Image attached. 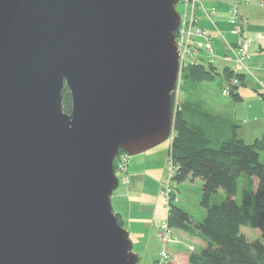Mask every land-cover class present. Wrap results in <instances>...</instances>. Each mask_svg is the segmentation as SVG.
Wrapping results in <instances>:
<instances>
[{
	"label": "water",
	"instance_id": "obj_1",
	"mask_svg": "<svg viewBox=\"0 0 264 264\" xmlns=\"http://www.w3.org/2000/svg\"><path fill=\"white\" fill-rule=\"evenodd\" d=\"M179 2L0 0V264H139L114 162L171 136Z\"/></svg>",
	"mask_w": 264,
	"mask_h": 264
},
{
	"label": "trees",
	"instance_id": "obj_2",
	"mask_svg": "<svg viewBox=\"0 0 264 264\" xmlns=\"http://www.w3.org/2000/svg\"><path fill=\"white\" fill-rule=\"evenodd\" d=\"M261 1L264 6V0ZM216 70L212 63L199 62L183 67L182 76L186 84L196 86L214 80ZM222 76L228 83L234 77L239 79L240 84L230 89V95L240 102L238 91L245 85L244 76L229 67ZM62 97L63 110L70 114L72 97L67 86ZM173 122L176 132L170 151L176 167L173 181L180 184L188 179H201V205L206 210L203 220L195 223L175 203L174 195L170 201V225L174 229L195 230L206 242L200 254L189 257L188 264H264V135L251 144L246 143L238 137L240 125L235 121L228 127L226 137L221 136L223 132L205 113L188 108L176 111ZM241 179L243 188L238 202ZM220 190L226 198L213 204L212 199ZM243 226L259 229L261 239L250 242L241 231Z\"/></svg>",
	"mask_w": 264,
	"mask_h": 264
},
{
	"label": "crops",
	"instance_id": "obj_3",
	"mask_svg": "<svg viewBox=\"0 0 264 264\" xmlns=\"http://www.w3.org/2000/svg\"><path fill=\"white\" fill-rule=\"evenodd\" d=\"M202 2L206 8L217 10L213 20H209L204 12L199 10L198 20L199 26L206 30L213 40L216 60L223 63L227 48L219 33H222L229 43L233 45L239 43V38L231 35V25L228 21V11L235 0H202ZM240 8L249 19L250 54L242 67L236 66L234 62H228L230 63L228 67L237 74L243 75L245 79V85L238 91L242 97L238 103L242 107L239 108L241 114L238 115V119L236 118V122L240 125L237 135L244 142L251 144L264 135V68L262 69L256 62L258 52L254 53L253 50L258 47L259 51H264V20L260 23L264 13L260 11L261 19H259L257 12V9L264 10V6L261 0H250L248 3L242 2ZM197 52V59H200V62L208 60L204 52ZM228 132V129L225 132L223 129L221 136L226 137ZM168 153V149L165 148L157 152L149 150L134 156L128 165L130 184L123 185L124 187L114 192L111 198L113 210L120 217L122 226L128 231L133 242V251L140 259L139 264H157L162 249L159 231L163 221L169 216V211L167 205L161 203L159 198ZM180 232L182 241L173 239L169 247L171 252L169 262L188 264L190 253L186 250L190 246L192 230ZM202 246H206L205 241Z\"/></svg>",
	"mask_w": 264,
	"mask_h": 264
},
{
	"label": "rangeland",
	"instance_id": "obj_4",
	"mask_svg": "<svg viewBox=\"0 0 264 264\" xmlns=\"http://www.w3.org/2000/svg\"><path fill=\"white\" fill-rule=\"evenodd\" d=\"M260 3L261 2H259V4ZM177 10L180 14H185V8L182 7V5H178ZM260 11L264 13V10L257 9L259 19H261ZM263 20L264 18L260 20V23L263 22ZM253 50H254V53L258 52V55L256 56L257 57L256 62L260 64V66L263 69L264 68V51L262 52L259 51L258 47L253 48ZM248 54L250 53L248 52ZM204 62L205 64L208 63L207 60H205ZM229 64L230 63L228 62L223 61V63H221V62H218V60H216L215 62V65L217 68L216 78L210 82H204L202 84H197L196 86L186 84L183 80L182 74H180L178 78V82H177V87L173 94L174 110L176 109L177 111L179 110L181 111L182 108H188L195 112L205 113V115H207V119L219 127L220 132L221 131L223 132V129H224V132L227 129H229L228 127L231 126L232 122H235L236 118L238 119V115L241 114V112L239 111V108L242 107L238 102H235L233 100L232 96L230 95L228 81L224 76H222L223 70L226 67H228ZM227 90H228V93L224 94V91H227ZM169 145H170V141L168 140L165 143L161 144L160 146L154 148L155 150L154 149L152 150L157 152L158 150L160 151V150L167 148L169 152L167 158L169 159V156H170V151H169L170 146ZM132 158L133 157L130 158V163H131ZM168 159H167V163L165 166V174L161 181L162 189L160 193L161 197L159 198L160 202L165 205H168V203H167V199L162 194V190L164 188V179L167 177L168 171H169ZM262 160L264 161V154L262 156ZM117 175L121 176L120 173H117ZM242 185H243V179H241L239 182V189H238V194H237L238 202H240V199H241V192L243 188ZM121 187H124V186L120 185L118 189H120ZM171 188H172V194L175 196V203L180 208H182L184 211L189 213L195 223L201 222L206 215V210L201 205L202 189H203L202 180L201 179H196V180L188 179L180 184L176 183L175 181H172ZM225 198H226V195L224 191L220 190L219 193L213 197L212 203L213 204L220 203ZM180 231L181 229H174L173 239H177V241L178 240L182 241V235ZM241 231L250 242L261 239V231L259 229H252V228L243 226L241 228ZM203 241L204 239L202 238V236L197 231L192 230L191 237L189 239L190 246L187 248L186 252L188 251V253H190V256L200 254V252L202 251L204 247L202 246ZM171 243L169 244L168 247H170ZM161 248L163 249L162 242H161Z\"/></svg>",
	"mask_w": 264,
	"mask_h": 264
},
{
	"label": "built area",
	"instance_id": "obj_5",
	"mask_svg": "<svg viewBox=\"0 0 264 264\" xmlns=\"http://www.w3.org/2000/svg\"><path fill=\"white\" fill-rule=\"evenodd\" d=\"M242 2L248 3L249 0H235V3L231 6L228 11V21L231 25V35L239 38V43L233 45L229 43L226 37L219 33L224 44L226 45L227 52L223 57L225 62H234L236 66H243L246 59L248 58L249 49L251 45L250 36L248 32L249 19L242 12L240 5ZM180 5L185 8V14H181V25L177 31V45L179 49L180 57V74H182V69L188 64L199 63L198 52L202 51L206 54L209 63L215 64L217 56L213 45V40L209 33L199 26L198 11L204 12L205 16L209 20H213L217 14L215 8L208 9L204 6L202 0H180ZM203 40V42H198ZM179 74V75H180ZM240 81L237 77L231 79L228 83L229 91L233 87H237ZM224 91V94H227ZM174 110V116L176 113ZM176 136L175 129H172V134L170 136V144L174 141ZM171 151V147H170ZM130 156L127 153L120 154L117 157L118 172L121 174L119 178V184L129 185L130 175L128 172V164L130 161ZM169 171L167 177L164 179V188L162 194L167 199V209L170 215V201L172 200V188L171 183L173 181V176L176 172V167L173 163L172 158L169 156L168 159ZM174 228L170 225L169 216L163 221L159 237L163 245V249L160 253L159 260L157 264H168L170 260L169 244L173 241Z\"/></svg>",
	"mask_w": 264,
	"mask_h": 264
},
{
	"label": "bare ground",
	"instance_id": "obj_6",
	"mask_svg": "<svg viewBox=\"0 0 264 264\" xmlns=\"http://www.w3.org/2000/svg\"><path fill=\"white\" fill-rule=\"evenodd\" d=\"M250 1V0H249ZM179 5H180V2H179ZM181 15V14H180ZM178 31V30H177ZM177 33V32H176ZM176 40H177V35H176ZM206 55V54H205ZM207 57V56H206ZM208 61V60H207ZM199 62H200V59H199ZM208 63H209V61H208ZM214 66L216 67V65L214 64ZM235 72V71H234ZM236 73V72H235ZM179 74H180V72H179ZM179 78V77H178ZM176 87H177V85H176ZM173 112H174V107H173ZM173 119H174V116H173ZM172 127L175 129V127H174V122L172 121ZM171 134H172V131H171ZM170 139V138H169ZM170 147H171V144H170ZM169 151H170V149H169ZM126 153V152H125ZM116 161V167L114 166V169H115V174H116V176H117V178H118V181H119V178H120V176L119 175H117V173H119L118 172V164H117V159L115 160ZM114 164H115V162H114ZM120 182V181H119ZM120 185V184H119ZM122 185V184H121Z\"/></svg>",
	"mask_w": 264,
	"mask_h": 264
}]
</instances>
